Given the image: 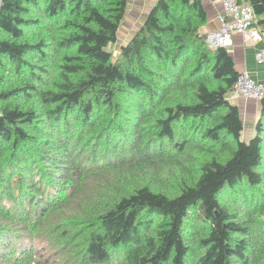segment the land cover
<instances>
[{
  "label": "trees",
  "instance_id": "obj_1",
  "mask_svg": "<svg viewBox=\"0 0 264 264\" xmlns=\"http://www.w3.org/2000/svg\"><path fill=\"white\" fill-rule=\"evenodd\" d=\"M237 2L264 29V0ZM127 6L0 0V264H264V94L245 140L228 100L239 71L207 47L202 1L156 0L113 53ZM44 220L77 251H48Z\"/></svg>",
  "mask_w": 264,
  "mask_h": 264
},
{
  "label": "crops",
  "instance_id": "obj_2",
  "mask_svg": "<svg viewBox=\"0 0 264 264\" xmlns=\"http://www.w3.org/2000/svg\"><path fill=\"white\" fill-rule=\"evenodd\" d=\"M156 0H128L127 10L117 32L115 53L118 48L125 44L141 26L146 14ZM207 11L208 21L202 30L215 29L217 27L216 14L220 12V5L214 0H201ZM242 34L233 33L227 42V48L231 53L236 69L248 71L249 75L257 83L264 85V66L256 60V48L262 45H255L248 42ZM228 100L237 105L242 119L241 137L248 139L255 133V125L260 113V99L230 98Z\"/></svg>",
  "mask_w": 264,
  "mask_h": 264
},
{
  "label": "built area",
  "instance_id": "obj_3",
  "mask_svg": "<svg viewBox=\"0 0 264 264\" xmlns=\"http://www.w3.org/2000/svg\"><path fill=\"white\" fill-rule=\"evenodd\" d=\"M221 10L216 14L217 27L205 32L204 41L207 47L214 49L218 46L227 47L229 37L233 33L242 34L246 40L255 45L264 41V29L256 26L255 16L251 5L238 3L237 0H214ZM229 51V48H227ZM256 60L264 66V46L256 48ZM264 94V85L251 78L248 71L239 75L229 92L230 98L260 99Z\"/></svg>",
  "mask_w": 264,
  "mask_h": 264
},
{
  "label": "rangeland",
  "instance_id": "obj_4",
  "mask_svg": "<svg viewBox=\"0 0 264 264\" xmlns=\"http://www.w3.org/2000/svg\"><path fill=\"white\" fill-rule=\"evenodd\" d=\"M207 30H202L203 32H206ZM249 42V41H248ZM251 42V41H250ZM116 42L115 43H111L108 45V49L111 50L113 53L115 51V46H116ZM250 138V137H249ZM166 168L163 167L161 169V175H166V170H164ZM263 169H264V165H263ZM111 171L106 169L104 174H101L100 176H98L97 171H90L89 172V177L88 179L84 182L85 186L87 187H79V186H75V188L73 189L74 192L72 195L69 196L68 200L64 201V205L62 206L61 209H56L53 211L52 217H51V222L54 223V225L56 224H60L63 223L64 219L69 218V215H73L72 213L77 212L75 209H73V207H76L79 205V202H73L74 200L77 199V197L81 196L82 197L91 192V189L99 186L100 184L98 183L100 181V183H103L104 181H107L108 179L111 178ZM84 178H87L86 176ZM58 187L61 190V199L63 198V196L68 193L70 191V188H66L65 187V183L64 182H60L58 184ZM5 193L0 190V198H4ZM14 196H19L20 192L18 190H15L13 193ZM5 203H9V201L7 199L3 200ZM228 203H230L231 205H233V207H241V203L237 200V197L235 199L231 198L230 201H228ZM64 207V208H63ZM30 217L32 218V214L30 215ZM46 226V221L44 220L43 222V227H39L36 231H34V234H36L37 238H41L43 241H45L49 246V250L51 251L52 249H54V247L56 249H59L61 251V254L63 255H67L69 251L72 252H76L78 249V242H67L66 241L68 239H66V237L62 236L61 234H57V235H49L46 234L44 232V228ZM72 226H70L71 229ZM41 244L39 240H32V239H27L26 243L28 244V248H31V246L33 247L34 250H40L41 245H45ZM64 257V256H63ZM57 259H59L57 257ZM63 258H61L60 260H62ZM64 261V260H62ZM122 258L120 260H116L115 262H113L112 264H122ZM60 262V261H58Z\"/></svg>",
  "mask_w": 264,
  "mask_h": 264
},
{
  "label": "water",
  "instance_id": "obj_5",
  "mask_svg": "<svg viewBox=\"0 0 264 264\" xmlns=\"http://www.w3.org/2000/svg\"><path fill=\"white\" fill-rule=\"evenodd\" d=\"M202 37H203V38L205 37V32L202 33Z\"/></svg>",
  "mask_w": 264,
  "mask_h": 264
}]
</instances>
